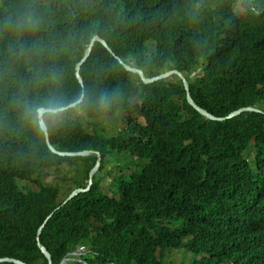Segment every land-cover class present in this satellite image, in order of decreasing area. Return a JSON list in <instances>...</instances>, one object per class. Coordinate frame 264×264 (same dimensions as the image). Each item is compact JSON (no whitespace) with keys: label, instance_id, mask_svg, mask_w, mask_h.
Wrapping results in <instances>:
<instances>
[{"label":"trees","instance_id":"16d2710c","mask_svg":"<svg viewBox=\"0 0 264 264\" xmlns=\"http://www.w3.org/2000/svg\"><path fill=\"white\" fill-rule=\"evenodd\" d=\"M95 36L112 52L94 44L82 87ZM117 57L147 78L178 70L216 117L262 112L208 120L178 76L144 84ZM82 96L43 120L55 150L94 154L53 153L38 110ZM97 152L91 189L64 204ZM124 157L142 163L114 175ZM50 214L53 264H264V0H0V258L48 264Z\"/></svg>","mask_w":264,"mask_h":264},{"label":"water","instance_id":"95a60500","mask_svg":"<svg viewBox=\"0 0 264 264\" xmlns=\"http://www.w3.org/2000/svg\"><path fill=\"white\" fill-rule=\"evenodd\" d=\"M96 42H100L101 44H103L110 52H112V50L110 49V47L108 46V44L101 38H99L98 36H95L92 38L89 46L86 49V52L83 56V58L81 59V61L77 64L76 66V77L79 81V83L82 85H84L83 83V79L80 76V68L81 66L87 61V59L90 57L93 46ZM117 59L119 60V62L124 66V68L129 71V72H133L138 74V76L140 77L141 81L144 84H150L153 83L155 81H159V80H163V79H167L170 78L172 76H178L179 79L182 81L184 88L186 90V99L188 101V104L191 105L199 114H201L203 117H205L208 120H213V121H223L225 119H231L234 118L238 115H240L243 112H257V113H261L262 111L260 109H258L257 107H245V108H240L234 112H232L231 114H229L227 117L222 118V117H216L214 115H212L211 113H209L208 111L204 110L203 108H201L200 106H198L195 101L193 100L190 91H189V84L187 79L184 77V75L182 73H180L178 70H170L167 72H164L158 76L152 77V78H147L145 77L144 73L142 70L137 69V68H132L129 65L125 64L123 61H121L118 57ZM83 96L76 102L66 106V107H62L59 109H46V108H41L38 110V118H39V125L41 130L44 132L45 137H46V143L49 147V149L53 152L56 153L58 155L61 156H70V157H78V156H88V155H92L94 154L93 151H82V152H58L57 150L54 149V147L50 144L49 141V135H48V129L47 126L43 120V115L47 112H52V113H57L59 111H64L66 109L75 107L76 105H78L81 101H82ZM97 162L94 166V168L91 170L90 174H89V181H88V185L86 188H77L75 190H73L70 195L66 198V200L64 201V204L68 203L70 200H72L75 196L81 194V193H86L91 189V186L93 184V177L94 175L97 173V171L99 170L100 166H101V154L99 152H97ZM52 214H50L46 220L44 221V223L41 225V227L38 230V235H37V239H38V247L40 249V251L42 252V254L47 258L48 260V264H53L52 259H51V255L50 253L47 251V249L41 244V242L39 241V236L42 232V229L44 228L45 224L47 223V221L51 218ZM68 259H64L63 262H61V264L67 262ZM14 263V264H26L20 260L17 259H11V258H0V264L1 263Z\"/></svg>","mask_w":264,"mask_h":264},{"label":"rangeland","instance_id":"374dc122","mask_svg":"<svg viewBox=\"0 0 264 264\" xmlns=\"http://www.w3.org/2000/svg\"><path fill=\"white\" fill-rule=\"evenodd\" d=\"M133 104H136V102L134 101ZM101 122L103 123L104 127L106 128V130H110L112 128L111 134L113 135H117L118 133L122 132L125 128H126V120L124 118V114L121 113H117L115 114V117H111V118H103L101 120ZM86 126L88 128V130L90 132L93 131V125L95 122H85ZM97 125H99L98 123H95ZM245 156L249 159H252L254 156V152L252 150H249L248 152L245 153ZM115 160L120 159L118 157H114ZM142 162L138 161L135 157L134 158H128V157H124V159L119 163L120 166H118L117 161H114L112 163V165L107 166L108 168H112L114 175L117 174L118 171H122V172H134L137 169V164H140ZM116 167V168H115ZM115 168V169H114ZM52 171H48V173L50 174ZM102 177V181H103V187H104V191L105 193H107L108 195H113V193L115 192V190L117 189L116 183H111L110 180V176L109 173L107 171H104L101 175ZM41 179H46L44 176L41 177ZM46 180H44V182H46ZM20 185L24 186L22 189L24 191H27V189L29 190H37L38 189V185H37V181L31 182V183H23L20 181ZM189 262L187 261V264Z\"/></svg>","mask_w":264,"mask_h":264},{"label":"built area","instance_id":"2783aa9c","mask_svg":"<svg viewBox=\"0 0 264 264\" xmlns=\"http://www.w3.org/2000/svg\"><path fill=\"white\" fill-rule=\"evenodd\" d=\"M79 251L80 252L85 251L84 247H79Z\"/></svg>","mask_w":264,"mask_h":264},{"label":"clouds","instance_id":"9594fccd","mask_svg":"<svg viewBox=\"0 0 264 264\" xmlns=\"http://www.w3.org/2000/svg\"><path fill=\"white\" fill-rule=\"evenodd\" d=\"M78 251H79V249H78ZM80 252V251H79Z\"/></svg>","mask_w":264,"mask_h":264}]
</instances>
